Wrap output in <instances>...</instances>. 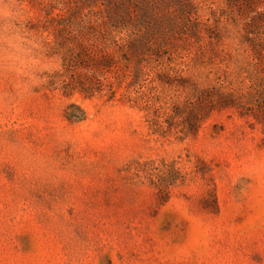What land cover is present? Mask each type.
Listing matches in <instances>:
<instances>
[{"label": "rangeland", "instance_id": "374dc122", "mask_svg": "<svg viewBox=\"0 0 264 264\" xmlns=\"http://www.w3.org/2000/svg\"><path fill=\"white\" fill-rule=\"evenodd\" d=\"M54 1L0 0V264H264V0H66L161 48L163 102L235 95L183 139L124 87L48 86Z\"/></svg>", "mask_w": 264, "mask_h": 264}, {"label": "trees", "instance_id": "16d2710c", "mask_svg": "<svg viewBox=\"0 0 264 264\" xmlns=\"http://www.w3.org/2000/svg\"><path fill=\"white\" fill-rule=\"evenodd\" d=\"M87 7L85 2L67 5L66 0H55L46 10L42 26L51 29V50L61 56V67L50 74L51 89L59 88L67 96L78 91L88 97L99 95L111 100L124 87V99L147 110L154 132L177 133L181 139L196 135L202 120L214 109L238 106L233 93L225 94L213 87H198L197 93L183 103L163 102L153 92L157 85L149 77L151 63L162 57L161 48L151 47L147 35L130 31L127 16L104 17L101 10ZM253 49L260 54L257 47ZM72 106L76 105H69ZM67 117L85 118L69 113Z\"/></svg>", "mask_w": 264, "mask_h": 264}]
</instances>
